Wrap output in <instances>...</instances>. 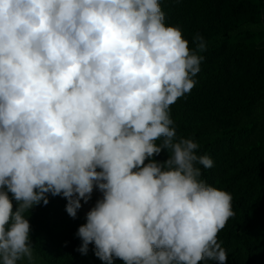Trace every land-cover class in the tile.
<instances>
[{"label": "clouds", "instance_id": "obj_1", "mask_svg": "<svg viewBox=\"0 0 264 264\" xmlns=\"http://www.w3.org/2000/svg\"><path fill=\"white\" fill-rule=\"evenodd\" d=\"M194 41L165 23L159 0H0V264H36L25 212L62 195L75 217L94 188L78 250L94 243L106 264H225L234 238L264 231L206 182L200 165L213 160L200 144L177 138L172 108L204 99L193 77L206 45ZM237 144L238 174L250 176Z\"/></svg>", "mask_w": 264, "mask_h": 264}, {"label": "trees", "instance_id": "obj_2", "mask_svg": "<svg viewBox=\"0 0 264 264\" xmlns=\"http://www.w3.org/2000/svg\"><path fill=\"white\" fill-rule=\"evenodd\" d=\"M165 23L177 25L188 40L189 49H196L203 37L205 48L198 51L203 59L193 77L195 86L204 94L199 106L177 103L172 117L177 138H192L200 145L198 153L213 160L210 168L200 165L207 183L229 190L235 199L238 221L264 222V197L260 199L259 180L263 176L264 152L257 146L245 148L251 168L250 176L238 174L240 165L233 155H241L237 142L251 132L264 138V34L251 30L264 13V0H159ZM174 114V115H173ZM217 128L205 142L198 140L211 128ZM159 142V141H157ZM162 150L158 160L167 158ZM62 195L49 194V202H41L25 212L30 223V238L35 253L44 264H106L94 254V243L86 253L78 249L82 243L76 234L86 222L77 209L70 216ZM16 202L13 200V210ZM232 235L226 229L217 233V240L227 241ZM228 253L225 264H264V231L254 230L242 238ZM218 241V242H220ZM207 259L198 262L205 264ZM113 264H125L115 257Z\"/></svg>", "mask_w": 264, "mask_h": 264}, {"label": "rangeland", "instance_id": "obj_3", "mask_svg": "<svg viewBox=\"0 0 264 264\" xmlns=\"http://www.w3.org/2000/svg\"><path fill=\"white\" fill-rule=\"evenodd\" d=\"M251 30L253 32H258V31H260V28L252 26ZM216 131H217V128H215L213 126H212L210 131L207 128H205V133H207L206 136L200 138L198 141L201 143L207 141L208 139L211 138L210 132H211V134H213ZM239 142H241V144L244 147H246L247 149H249L252 146L259 145V147L264 152V138H261L259 135H254L250 132L245 139L239 140ZM263 161H264V159H263ZM262 189H264V179L262 180ZM101 196H102L101 191L97 188H94L88 201L85 202L83 199L81 200V207L79 208V210L84 214V216H86L87 212L95 204L96 200L98 198H100ZM34 257L36 258V264H43L41 259L36 255L35 251H34ZM18 264H28V261L25 258V259L19 261Z\"/></svg>", "mask_w": 264, "mask_h": 264}, {"label": "crops", "instance_id": "obj_4", "mask_svg": "<svg viewBox=\"0 0 264 264\" xmlns=\"http://www.w3.org/2000/svg\"><path fill=\"white\" fill-rule=\"evenodd\" d=\"M263 29H264V26H263Z\"/></svg>", "mask_w": 264, "mask_h": 264}]
</instances>
